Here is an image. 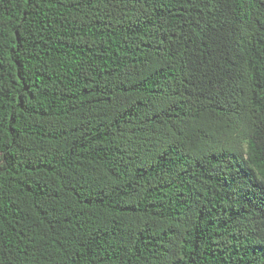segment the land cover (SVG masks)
<instances>
[{
    "label": "trees",
    "instance_id": "1",
    "mask_svg": "<svg viewBox=\"0 0 264 264\" xmlns=\"http://www.w3.org/2000/svg\"><path fill=\"white\" fill-rule=\"evenodd\" d=\"M0 264H264V0H0Z\"/></svg>",
    "mask_w": 264,
    "mask_h": 264
}]
</instances>
